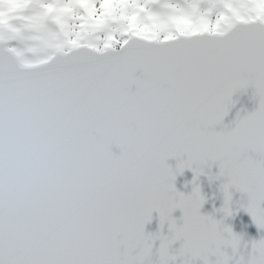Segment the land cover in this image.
<instances>
[{
	"label": "snow or ice",
	"instance_id": "6c2138e0",
	"mask_svg": "<svg viewBox=\"0 0 264 264\" xmlns=\"http://www.w3.org/2000/svg\"><path fill=\"white\" fill-rule=\"evenodd\" d=\"M0 264H264V0H0Z\"/></svg>",
	"mask_w": 264,
	"mask_h": 264
},
{
	"label": "water",
	"instance_id": "95a60500",
	"mask_svg": "<svg viewBox=\"0 0 264 264\" xmlns=\"http://www.w3.org/2000/svg\"><path fill=\"white\" fill-rule=\"evenodd\" d=\"M253 89L249 88L246 92H239L233 96L234 107L230 109L229 115L225 117L223 121V125L234 126L233 122L236 119L237 113L240 116H244L246 114L251 113L255 107L257 106V102L253 99ZM218 126L217 131L223 126ZM113 152L119 154V149L113 148ZM174 170L177 166L176 159H170L167 162ZM205 174L201 175L197 184L201 188V193L205 197L206 203L201 209L202 214H213L217 219H221V214L216 211L223 204V194L221 191V184L224 183V180L221 178L220 180H209V176H216L219 172L218 165L213 164L211 168H205ZM193 172L190 170H185L183 175H178L175 181V187L178 191L188 195L192 192L193 189ZM242 194L239 192H235L233 190V209L234 211L239 207V203L242 200ZM174 217L179 220L181 217V212L177 210L173 213ZM241 221L244 222L242 226ZM234 226L237 232H243L246 237L251 238H259L261 233L257 232V229L251 224L250 218L243 212L242 209L239 210V214L230 218L226 221ZM158 229V219L157 214L153 213L152 223L146 226L147 232H155ZM167 231L165 227V232ZM175 247H179V244L175 245Z\"/></svg>",
	"mask_w": 264,
	"mask_h": 264
}]
</instances>
